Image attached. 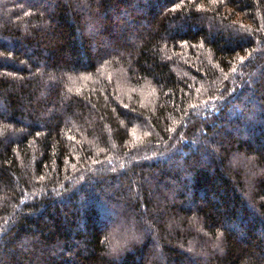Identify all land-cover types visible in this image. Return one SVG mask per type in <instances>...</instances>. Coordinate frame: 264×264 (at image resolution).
Masks as SVG:
<instances>
[{"label":"trees","instance_id":"16d2710c","mask_svg":"<svg viewBox=\"0 0 264 264\" xmlns=\"http://www.w3.org/2000/svg\"><path fill=\"white\" fill-rule=\"evenodd\" d=\"M0 264H264V0H0Z\"/></svg>","mask_w":264,"mask_h":264}]
</instances>
